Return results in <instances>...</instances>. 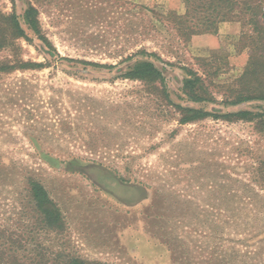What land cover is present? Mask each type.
I'll list each match as a JSON object with an SVG mask.
<instances>
[{"label": "rangeland", "instance_id": "1", "mask_svg": "<svg viewBox=\"0 0 264 264\" xmlns=\"http://www.w3.org/2000/svg\"><path fill=\"white\" fill-rule=\"evenodd\" d=\"M31 5L44 39L26 30L27 40L0 51V66L29 65L0 71V227L53 258L230 264V194L264 195L252 180L264 135L212 117L182 125L174 105L264 111L261 102L197 104L181 92L184 67L216 72L211 91L222 101L248 62L241 25L196 35L204 46L185 42L166 18L186 14L183 0H0V16L22 19ZM147 60L165 75L170 103L123 77ZM32 181L59 208L61 232L43 230ZM233 247L235 264H264V243L256 259Z\"/></svg>", "mask_w": 264, "mask_h": 264}, {"label": "trees", "instance_id": "2", "mask_svg": "<svg viewBox=\"0 0 264 264\" xmlns=\"http://www.w3.org/2000/svg\"><path fill=\"white\" fill-rule=\"evenodd\" d=\"M183 1L187 7L186 14L178 16L170 13L166 18L173 23L177 20V25L183 27L178 31L185 42H189L196 35L217 34L220 24L239 23L242 28L240 42L248 52V62L244 72L227 88L220 102L211 91L214 85L210 79L216 72L203 76L193 69L184 67L185 78L182 81L181 92L186 100L197 104L214 103L226 107H238L253 102L264 104V0ZM26 30L44 39L41 35L39 13L34 6L31 5L25 10L22 19L16 14L0 16V51L5 48H15V42L19 39L27 40ZM145 53L140 51L137 55ZM85 64L104 67L90 62ZM17 67L26 69L29 65H2L0 71L9 72ZM123 77L126 80L143 83L147 93L157 95L166 104L171 102L165 75L152 61L136 62L128 67ZM174 106L179 111V122L182 125L201 122L212 117L230 123H250L255 132L264 135V111L240 110L227 114H213L204 108ZM253 169V183L264 190V161H260ZM30 193L35 211L41 217L43 230L61 232L63 223L60 210L46 189L40 183L32 181ZM229 217L230 244L233 246L241 244L246 248L245 255H242L243 259L244 257L256 259L254 256L259 254L252 249L255 245L264 243V195L230 194ZM25 243L22 238L0 227V264H91L70 256L53 258L42 252L37 245L29 250V246ZM233 246L230 248V264H235L240 256V252L234 250Z\"/></svg>", "mask_w": 264, "mask_h": 264}, {"label": "crops", "instance_id": "3", "mask_svg": "<svg viewBox=\"0 0 264 264\" xmlns=\"http://www.w3.org/2000/svg\"><path fill=\"white\" fill-rule=\"evenodd\" d=\"M227 27H228V25H227ZM224 28H226V24H224V25H222L221 27H220V29H224ZM203 39V40H202ZM205 38L204 37H200V36H194V37H192V40H191V43L192 44H194V45H197V46H199V45H205V43H207V41L206 40H204ZM206 39L208 40V42L211 40V39H213V37L212 36H207L206 37Z\"/></svg>", "mask_w": 264, "mask_h": 264}]
</instances>
